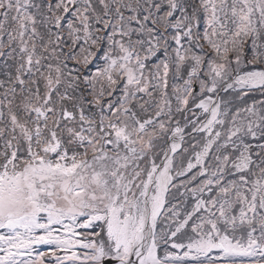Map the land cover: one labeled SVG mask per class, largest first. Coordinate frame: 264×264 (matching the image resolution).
Segmentation results:
<instances>
[{"label": "snow or ice", "instance_id": "snow-or-ice-1", "mask_svg": "<svg viewBox=\"0 0 264 264\" xmlns=\"http://www.w3.org/2000/svg\"><path fill=\"white\" fill-rule=\"evenodd\" d=\"M0 264H264V0H0Z\"/></svg>", "mask_w": 264, "mask_h": 264}]
</instances>
